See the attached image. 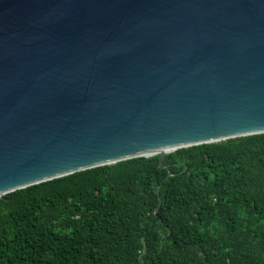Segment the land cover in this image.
Here are the masks:
<instances>
[{
    "label": "water",
    "instance_id": "obj_1",
    "mask_svg": "<svg viewBox=\"0 0 264 264\" xmlns=\"http://www.w3.org/2000/svg\"><path fill=\"white\" fill-rule=\"evenodd\" d=\"M260 134L264 0H0V199Z\"/></svg>",
    "mask_w": 264,
    "mask_h": 264
},
{
    "label": "trees",
    "instance_id": "obj_2",
    "mask_svg": "<svg viewBox=\"0 0 264 264\" xmlns=\"http://www.w3.org/2000/svg\"><path fill=\"white\" fill-rule=\"evenodd\" d=\"M0 264H264V134L5 195Z\"/></svg>",
    "mask_w": 264,
    "mask_h": 264
},
{
    "label": "bare ground",
    "instance_id": "obj_3",
    "mask_svg": "<svg viewBox=\"0 0 264 264\" xmlns=\"http://www.w3.org/2000/svg\"><path fill=\"white\" fill-rule=\"evenodd\" d=\"M170 150H165V151H162V153H168Z\"/></svg>",
    "mask_w": 264,
    "mask_h": 264
}]
</instances>
